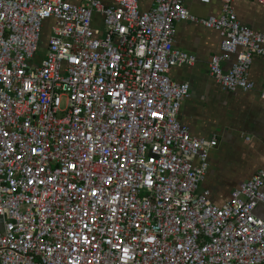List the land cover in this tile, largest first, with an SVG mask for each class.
Wrapping results in <instances>:
<instances>
[{"label": "built area", "instance_id": "obj_1", "mask_svg": "<svg viewBox=\"0 0 264 264\" xmlns=\"http://www.w3.org/2000/svg\"><path fill=\"white\" fill-rule=\"evenodd\" d=\"M220 2L0 0V264H264V167L212 201L218 141L180 122L190 84L169 75L196 62L174 45L190 19L222 35L216 81L254 87L264 31Z\"/></svg>", "mask_w": 264, "mask_h": 264}, {"label": "crops", "instance_id": "obj_2", "mask_svg": "<svg viewBox=\"0 0 264 264\" xmlns=\"http://www.w3.org/2000/svg\"><path fill=\"white\" fill-rule=\"evenodd\" d=\"M140 2L143 9L152 5V0ZM185 4L198 17L221 14L220 0H185ZM233 6L243 24L264 31V5L259 0H233ZM221 41L218 30L201 22L177 21L174 45L194 54L196 62L169 71L173 80L190 84V95L179 110L180 122L191 134L218 141L209 152V168L200 189H209L210 198L219 205L230 198L233 188L264 167V56L253 57L249 69L252 89L227 90L209 71L212 55L221 52ZM233 59L224 61V66L229 67ZM256 212L264 216V204Z\"/></svg>", "mask_w": 264, "mask_h": 264}, {"label": "rangeland", "instance_id": "obj_3", "mask_svg": "<svg viewBox=\"0 0 264 264\" xmlns=\"http://www.w3.org/2000/svg\"><path fill=\"white\" fill-rule=\"evenodd\" d=\"M44 34H43V40L41 41V51H40V54L41 56H44L45 55V49H46V46H47V40H48V37H49V33H50V23L47 22L45 24V29H44Z\"/></svg>", "mask_w": 264, "mask_h": 264}, {"label": "trees", "instance_id": "obj_4", "mask_svg": "<svg viewBox=\"0 0 264 264\" xmlns=\"http://www.w3.org/2000/svg\"><path fill=\"white\" fill-rule=\"evenodd\" d=\"M45 32V31H44ZM42 40H43V37H42ZM42 45V44H41Z\"/></svg>", "mask_w": 264, "mask_h": 264}]
</instances>
